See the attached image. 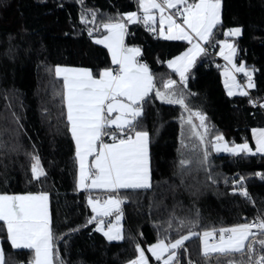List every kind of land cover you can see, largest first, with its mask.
<instances>
[{
	"label": "trees",
	"instance_id": "16d2710c",
	"mask_svg": "<svg viewBox=\"0 0 264 264\" xmlns=\"http://www.w3.org/2000/svg\"><path fill=\"white\" fill-rule=\"evenodd\" d=\"M136 6L137 0H0V193L48 194L53 264H127L140 254L139 245L152 259L153 245L170 246L182 236L189 239L169 250L175 251L169 264H250L246 253L205 255L200 238L212 229L264 219V152L256 151L252 137L254 128L264 127L263 108L255 103L264 101V0H221L222 23L205 42L206 54L186 73V86L166 63L188 43L160 38L141 21L126 25L123 46L139 48L137 60L153 76L154 91L137 128L150 134L152 187L117 192L77 187L63 80L54 69L86 67L98 75L109 68L107 50L93 37L104 34L106 24L124 22ZM232 27L242 29L232 38L235 61L253 72L247 95L225 92L223 64L213 54ZM169 81L176 84L166 88ZM156 91L175 92L184 104L166 103ZM196 113L205 117L203 126ZM217 136L247 143L255 152L218 153ZM36 157L46 173L39 180L31 172ZM105 194L125 200L120 241H108L95 229L87 201ZM0 244L5 264L34 261L33 250L11 247L1 221ZM261 255L256 244L251 264Z\"/></svg>",
	"mask_w": 264,
	"mask_h": 264
},
{
	"label": "snow or ice",
	"instance_id": "6c2138e0",
	"mask_svg": "<svg viewBox=\"0 0 264 264\" xmlns=\"http://www.w3.org/2000/svg\"><path fill=\"white\" fill-rule=\"evenodd\" d=\"M179 5H184L179 9ZM139 6L143 9V21L147 24L154 21L151 14L153 9H158L160 16V35L169 40H187L192 47L182 56L176 57L168 62V66L179 73L183 86L187 85L191 67L196 63V57L206 54L204 47L199 41H209L213 35V29L222 23L221 0H139ZM177 9L182 16V23H177L174 15L165 17V9ZM140 19L136 12L127 15L128 23H135ZM167 24V34L164 25ZM110 29V35L97 43L107 44L112 53V63L119 66V70L104 69L94 76L90 69H74L57 66L54 71L57 77L63 78L64 100L67 107V121L70 125L71 136L75 141L76 156L79 159V187L80 188H104V189H149L152 187L150 166V134L147 131L137 130L143 115V105L151 98L154 91L153 76L146 64L137 62L136 57L140 55L139 48H125L123 46V35L125 24H106ZM154 30V29H152ZM242 29L239 27L229 29L226 35L240 36ZM196 40V43L193 41ZM234 54L236 49L232 44L226 45ZM223 55V50L221 51ZM225 59H229L225 56ZM237 71H244L238 68ZM248 87H254L249 74ZM176 81H169L166 88H172ZM234 95L232 91L228 93ZM241 95H247L241 92ZM155 96L169 104H184L182 96L176 98L175 92L165 93L156 91ZM185 107H187L185 105ZM116 113L115 118L111 115ZM195 115L201 121L205 117L199 113ZM191 116L189 117V123ZM111 129V131H109ZM111 136L112 143H103V137ZM203 137H201V140ZM223 136H217V141H223ZM257 152H264V129L259 130L256 136ZM217 152L225 151L233 155L251 152L247 143L230 148L227 143L216 144ZM95 157L91 168L95 169L91 174V168L86 165L89 156ZM208 152L204 153V160L208 159ZM31 166L32 177L39 180L46 176L40 166L39 158H35ZM186 161H181V164ZM211 179V176H209ZM243 179V178H241ZM86 180H91L86 184ZM240 183V181H237ZM242 195L248 197L246 190ZM49 196L45 192L39 194L7 195L0 194V221L6 224L7 240L13 249H31L35 251V264H51L52 262V232L51 220L48 207ZM98 203V201H97ZM103 215L112 214V209H119L123 203L121 200L109 197L105 202ZM89 204L93 211H97L96 204L89 198ZM111 206V207H107ZM93 220L96 219L94 216ZM120 216H117V221ZM92 221L90 220L89 223ZM97 230L103 231L100 226ZM256 229L257 231H253ZM104 235L109 241L121 240L123 236L119 228L113 232V226H108ZM195 235V233H193ZM213 232H205V255L220 253L229 255L232 253H246L250 264L252 254L256 252V244L264 251V219H257L252 223L237 225L231 228L219 230V241L209 244L208 237ZM188 236H182L175 243L166 246L163 241L153 245L149 251L160 260L168 248H180ZM136 260L129 264H147V259L142 249ZM175 258V251L171 252L164 264ZM0 264H5L3 248L0 246ZM255 264H264V255L259 256Z\"/></svg>",
	"mask_w": 264,
	"mask_h": 264
},
{
	"label": "crops",
	"instance_id": "0c3cea01",
	"mask_svg": "<svg viewBox=\"0 0 264 264\" xmlns=\"http://www.w3.org/2000/svg\"><path fill=\"white\" fill-rule=\"evenodd\" d=\"M158 2H160V0H158ZM178 8L182 10L183 9V6L182 5H179ZM132 12H136L137 13V16L140 17V19L138 21H141V22L144 23V21H143V15H144V13H143V9L140 8V6H139V0H137V6H136L135 11H132ZM132 12H129V13H132ZM129 13H126L124 15V19H125L124 22H119V23H124L125 24V27L128 24H132V23H128L127 22V15ZM151 14L155 17L154 21H149L147 24H145V23L144 24L146 25V27L149 30L156 31L158 37L164 38V36H161L160 35V16H161L160 11L158 9H153L151 11ZM173 14H175L174 15V18L176 19L177 23H182V19L183 18L178 13L177 9H167L166 8L165 9V12L163 13V15L165 17H167L168 15H173ZM135 23H137V22H135ZM232 28H236V27H232ZM232 28H228V29L225 30V33H224L225 34V39L219 41V45H218V49H217V54L221 58L222 64H223L222 69H221V75L223 77V83H224V87H225V92L228 94L229 91H232L234 93V95H240L241 92L248 93L250 91V89L253 88V87H248L249 82H250L249 81V74L251 75V83L254 85L253 72H252L251 69L246 68L245 65H244V63L236 62L235 61L236 51L233 54L231 52V50L228 49L227 46H226L227 44H232L234 46V48L236 49V46L232 42V38L237 37V36H228V35H226V33L228 32V30L229 29H232ZM152 29H154V30H152ZM105 30H106V32L104 34L93 37V41H95L97 43L98 40H104L105 37H108L110 35V29H108V28L105 27ZM164 30H165V34H167V24L164 25ZM124 31H125V29H124ZM123 37H124V35H123ZM183 41H185V42L188 43L187 48L184 51H182L181 53H179L176 56H174L173 58L169 59L167 61V63H166L167 68L170 69V70H172L173 72H175L177 75H179V73L176 72V71H174L173 68H170L168 66V62L174 60L176 57L182 56L185 52H187V50L189 48L192 47V44H190L187 40H183ZM196 42H197L196 40L193 41V43H196ZM205 42L206 41H199V43L201 44L202 47H204ZM108 43L109 42L98 43V44L101 45V46H103L107 50L108 55H109V59H110V62H111V65H110L109 68L112 69L113 72H116V71L119 70V66L112 63V53L110 52V50H109V48L107 46ZM125 48H136V47H125ZM222 50H223V55L221 54V51ZM225 56H228L229 59H225ZM136 60H137V57H136ZM137 62L140 63L138 60H137ZM140 64H142V63H140ZM58 66L59 67H66V68H74V69H89V68H86V67H76V66H64V65H58ZM241 67L244 68V71L243 72L237 71V69L238 68H241ZM109 68H105V69H109ZM102 70H104V69H102ZM94 76H96V78H99L98 75H94ZM62 80H63V78H62ZM65 103H66V101H65ZM263 112H264V106H263ZM115 115H116V113H113L111 115V118H115ZM262 129H264V127H262V128H254L252 130V137H253V141H254L255 148H257L256 136L259 134V130H262ZM112 142H113L112 140L111 141H104V143H109V144L112 143ZM74 143H75V141H74ZM75 149H76V147H75ZM94 159H95L94 155L93 156H89L87 158L86 165L89 168H91V166H92V164L94 162ZM77 163H78L77 187H78L79 190L88 189V190L115 191V192L121 190V189L111 190V189H104V188H80L79 187V159H78V157H77ZM91 172H93L92 174H94L95 169L94 168H91ZM85 183L86 184H90L91 183V180H86ZM0 194H7V195H25V194H39V193H0ZM92 197H94V196H92ZM92 197H89V198L92 199L93 203L96 202V205H98V204L100 205L101 203L99 201L102 200V205H100V207H96L97 208V212L98 213L101 212L104 209V207H105V204H103V202H105V200H106L105 197H99L98 196L99 197L98 198L99 199L98 203L96 201L97 200V197L96 198H92ZM111 197L114 198V195H112ZM48 207H49V200H48ZM91 207L93 209V206H91ZM1 222L4 224V226L6 228V224L3 221H1ZM106 230L108 231V228H106ZM115 231H116V229L113 230V232H115ZM210 238L211 237H208L207 238V241H208V243L210 245L211 244H215V243L218 242V241H216V242H210ZM200 242H201V249L204 252V248H205V237H204V233L201 235ZM0 246H1V244H0ZM170 249L171 248L169 247L168 248V251L164 252V254L162 256L163 259H165V257L167 258V256L169 255V250ZM150 253H151V256L153 258H156L152 254L151 251H150ZM34 254H35V251H34ZM53 254H54V252H53V245H52V253H51V255H52V262H51V264H53ZM131 261H133V260H131ZM129 262L127 264H129ZM31 264H35V257H34V261Z\"/></svg>",
	"mask_w": 264,
	"mask_h": 264
},
{
	"label": "rangeland",
	"instance_id": "374dc122",
	"mask_svg": "<svg viewBox=\"0 0 264 264\" xmlns=\"http://www.w3.org/2000/svg\"><path fill=\"white\" fill-rule=\"evenodd\" d=\"M263 106H264V102H263ZM111 141V140H110ZM103 143H104V141H103ZM221 144V145H223L224 143H227V146L228 147H230V148H235L237 145H242V144H245V143H228L226 140H224L223 139V141H217V140H215L214 141V143H213V149L215 150V145L216 144ZM249 148L251 149V152H246V153H252L254 150L250 147V145H249ZM216 151V150H215ZM217 152V151H216ZM255 152V151H254ZM218 153H225V154H232V153H230V152H225V151H220V152H218ZM106 192H108V191H106ZM113 195V194H112ZM111 194H105V195H103L102 197H105V199L106 200H108L109 199V197H111L112 196ZM97 197V200L96 201H99V197L98 196H94V197H92V198H96ZM113 199H117L118 200V198L114 195V198ZM105 200V201H106ZM88 205H89V207L91 208V210H92V217H96V221H95V229L97 230V227H98V225H99V223H100V221H103V225H100L102 228H103V231H99L100 233H102L103 235H104V231H107L106 230V228H108V226L109 225H112L113 226V230L114 229H117V228H119L120 230H121V234H122V236H123V227H124V224H123V220H124V216H123V212L121 211V209H120V205H119V209L117 210V209H115V208H113L112 209V214L111 215H108V216H105V215H103V211L105 210V207H106V205H105V207H104V209L101 211V212H97V211H93V209H92V205H90L89 204V199H88ZM101 204L100 205H102V200H100L99 201ZM95 204H96V202H95ZM103 204H105L104 202H103ZM100 205L98 204V205H96V207H100ZM107 207H111V206H107ZM120 216V220L119 221H117V216ZM98 231V230H97ZM105 236V235H104ZM105 238L107 239V237L105 236ZM206 239V238H205ZM108 240V239H107ZM109 241V240H108ZM113 241H120V240H113ZM140 255V254H139ZM139 255L136 257V259L139 257ZM135 259V260H136Z\"/></svg>",
	"mask_w": 264,
	"mask_h": 264
},
{
	"label": "built area",
	"instance_id": "2783aa9c",
	"mask_svg": "<svg viewBox=\"0 0 264 264\" xmlns=\"http://www.w3.org/2000/svg\"><path fill=\"white\" fill-rule=\"evenodd\" d=\"M139 22L140 21H137V23H139ZM154 37H156L155 34H154ZM204 49L207 50L205 47H204ZM209 51L211 52V50H209ZM213 54L221 60V58L219 57V55L217 53L214 52ZM114 74H115V72H114ZM255 103L258 104V106H260L261 108H263V102L255 100ZM118 200L123 201V203L120 204V209L124 213L125 200L123 198H121V197H118ZM257 219L258 218H254L253 220H251V221H249L247 223H252V222L256 221ZM234 226H237V225H234ZM234 226L220 227V228H217V229H212V230L207 231V232H213L214 233V235L211 236V238H210V242L219 241V230L220 229L231 228V227H234ZM253 231H257V230L253 229ZM139 249H142L144 251V249L140 245H139ZM144 255H145L146 259H147V264H157L159 262V260H157L156 258L152 257V259H150L149 255L145 251H144Z\"/></svg>",
	"mask_w": 264,
	"mask_h": 264
},
{
	"label": "water",
	"instance_id": "95a60500",
	"mask_svg": "<svg viewBox=\"0 0 264 264\" xmlns=\"http://www.w3.org/2000/svg\"><path fill=\"white\" fill-rule=\"evenodd\" d=\"M242 191L243 190H236V189L231 190L232 193H237V194H242Z\"/></svg>",
	"mask_w": 264,
	"mask_h": 264
}]
</instances>
